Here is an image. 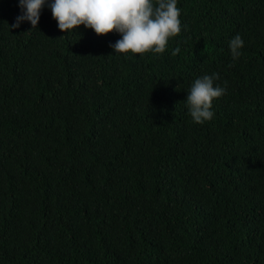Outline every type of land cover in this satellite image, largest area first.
<instances>
[{
  "label": "trees",
  "instance_id": "obj_1",
  "mask_svg": "<svg viewBox=\"0 0 264 264\" xmlns=\"http://www.w3.org/2000/svg\"><path fill=\"white\" fill-rule=\"evenodd\" d=\"M178 7L164 53L125 54L47 7L12 28L0 0V264H264V0ZM213 72L197 124L187 90Z\"/></svg>",
  "mask_w": 264,
  "mask_h": 264
},
{
  "label": "clouds",
  "instance_id": "obj_2",
  "mask_svg": "<svg viewBox=\"0 0 264 264\" xmlns=\"http://www.w3.org/2000/svg\"><path fill=\"white\" fill-rule=\"evenodd\" d=\"M18 5L20 12L12 28H20L24 22L35 28L47 7L57 27L68 34L81 25L97 35L118 33L120 38L110 43L114 53L162 54L169 39L186 27L178 0H18ZM244 43L239 33L229 40L233 61L241 57ZM176 51L179 49L173 54ZM219 78V73L213 72L192 81L185 101L193 122L203 124L214 117L213 102L227 91V82L222 86L216 82Z\"/></svg>",
  "mask_w": 264,
  "mask_h": 264
}]
</instances>
